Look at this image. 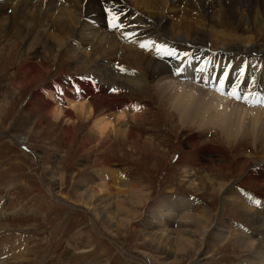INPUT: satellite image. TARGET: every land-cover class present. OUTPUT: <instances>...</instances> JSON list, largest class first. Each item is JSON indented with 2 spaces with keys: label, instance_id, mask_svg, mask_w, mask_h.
Returning a JSON list of instances; mask_svg holds the SVG:
<instances>
[{
  "label": "bare ground",
  "instance_id": "obj_1",
  "mask_svg": "<svg viewBox=\"0 0 264 264\" xmlns=\"http://www.w3.org/2000/svg\"><path fill=\"white\" fill-rule=\"evenodd\" d=\"M180 2L0 0V40L11 38L13 44L21 40L28 43L27 51L41 49L40 61L44 65L49 61L55 68L62 67V64L75 65L72 70L76 75L66 73L72 77L70 80L61 84L58 79L57 85L47 81V84L39 86V95L32 94L31 97L45 115L56 122L71 125V132L86 125L98 140L108 136L124 142L130 139L132 131L124 122L137 123L141 112L137 113V108L130 106L117 109L110 106L114 101L108 91L118 89L131 97H149L157 103L160 112L170 108L172 112H166L168 117L176 115L182 124L191 119L201 128L216 131L226 141L237 135L251 136L258 147H264V103L258 102L264 99V47L260 44L264 41V0H183L182 6ZM106 9L119 17V29L109 26V11ZM148 42H152L148 48L141 47ZM157 46L162 51L157 52ZM164 50L175 55L169 56ZM11 55L14 57L9 50L6 58ZM41 64L37 70L28 67L25 72L37 71L40 81L43 74V80L46 77L50 80L49 71ZM30 82L28 76L25 80L23 78L24 90L29 89ZM32 83L37 84V81ZM9 85L14 87L13 83ZM242 87V92H239ZM233 89L242 101L229 95ZM245 96L248 102H245ZM64 104L67 105L65 110ZM6 109L8 104L0 105L2 119L8 118L9 109L8 112ZM242 156L249 162L248 167L253 168L255 159L252 154L243 152ZM36 157L39 158L38 155ZM255 167L254 175L264 178V163L261 161L260 166ZM183 177L190 187L194 186L195 182L188 173ZM205 179L211 188L223 190V200H228L246 222V228L242 230L244 234L238 241L248 250L246 264H264V207L254 209L259 196L252 188H245L243 192L232 190L215 176ZM46 180L53 184L50 179ZM263 186L264 182L260 180L259 187ZM50 195L66 207H80L64 196ZM249 197H254V200ZM108 198L106 207L116 204L113 197L112 201ZM82 205L86 207L88 204ZM153 210L146 226L147 230H153L156 249L160 250V242L164 240L172 250L175 244H190L186 241L194 236H191L193 230L189 231L193 218L205 227L204 235L208 232L205 225L209 219L208 210L199 203L196 205L185 199L182 203L160 199ZM107 211L106 214H110ZM90 217L94 218L92 222L98 234L114 241L101 232L96 215L90 214ZM226 231V228L218 227L216 240L223 238ZM0 242V264H9L8 260H16L22 254L21 241L16 236L0 239ZM196 255L195 258L192 256L193 264L199 263ZM137 258L146 264V258L155 262L147 252H141Z\"/></svg>",
  "mask_w": 264,
  "mask_h": 264
},
{
  "label": "rangeland",
  "instance_id": "obj_2",
  "mask_svg": "<svg viewBox=\"0 0 264 264\" xmlns=\"http://www.w3.org/2000/svg\"><path fill=\"white\" fill-rule=\"evenodd\" d=\"M180 1V6L184 5ZM10 40H0V105L8 104L9 109L7 119H2L0 113V239L16 236L22 254L8 260L9 264H146L137 258L141 252L154 258L155 262L146 258L148 264H190L196 253L198 264H246L248 250L239 243L246 222L228 200H223V190L208 186L205 177L215 176L232 190L252 188L260 198L254 209H261L264 186L260 188L259 183L264 178L254 172L255 166L264 163V147H258L251 136L237 135L226 141L191 119L182 124L176 115L168 117L170 108L160 112L149 97H131L118 89L108 91L114 101L110 106H130L141 112L137 123L124 122L132 131L130 139L124 142L108 136L98 140L86 125L71 132V125L45 115L31 97L39 95L47 81L57 85L58 79L61 84L70 80L72 77L66 73L76 75L72 70L75 65L55 68L50 61L41 64V49L27 51L28 43L17 40L13 44ZM260 44L264 47V41ZM9 50L14 57L6 58ZM40 64L49 71L50 80H43V74L40 81L37 71L25 72L28 67L37 70ZM26 76L31 79L28 91L23 84ZM35 80L37 84L32 83ZM243 152L254 157L253 168L248 167ZM184 173L191 176L194 186L185 182ZM50 194L64 196L80 207H66ZM108 197L110 201L113 197V207H106ZM160 199L199 203L208 210V232L204 235L205 227L193 218L188 230H193L191 236L195 237L186 241L190 244H175L172 250L164 240L160 252L153 243V230L146 226L150 211ZM89 213L96 215L101 232L117 243L98 234ZM220 226L227 231L216 240Z\"/></svg>",
  "mask_w": 264,
  "mask_h": 264
},
{
  "label": "snow or ice",
  "instance_id": "obj_3",
  "mask_svg": "<svg viewBox=\"0 0 264 264\" xmlns=\"http://www.w3.org/2000/svg\"><path fill=\"white\" fill-rule=\"evenodd\" d=\"M105 11H109V10L106 9ZM118 19H119V17L117 15H115L114 13H111L109 11V20H108V23H109V26L111 28L119 29L121 27V25L118 23ZM151 43L152 42H148L146 44H141V47L148 48L151 45ZM160 51H162V49L159 46H157V52H160ZM164 51H165V54H167L169 56L175 55L174 52L167 51V50H164ZM221 85H223V81H221ZM218 90H220V89H218ZM229 95L235 97L236 99H240L241 98L240 95H239V93L235 89H233V91L230 92ZM244 99H245V102H248V97L247 96H245ZM258 102L264 103V99H262V100H260ZM249 199H251V197H249ZM255 203L259 204V201H255Z\"/></svg>",
  "mask_w": 264,
  "mask_h": 264
}]
</instances>
